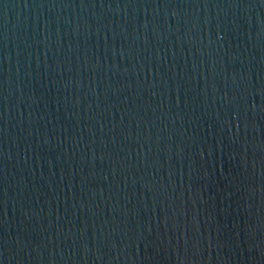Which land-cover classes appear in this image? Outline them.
I'll return each instance as SVG.
<instances>
[{"label": "water", "instance_id": "obj_1", "mask_svg": "<svg viewBox=\"0 0 264 264\" xmlns=\"http://www.w3.org/2000/svg\"><path fill=\"white\" fill-rule=\"evenodd\" d=\"M0 264H264V0H0Z\"/></svg>", "mask_w": 264, "mask_h": 264}]
</instances>
